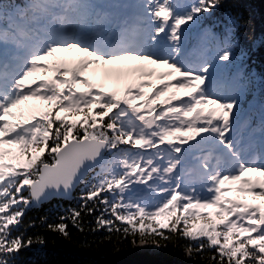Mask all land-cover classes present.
Here are the masks:
<instances>
[{"label": "snow or ice", "instance_id": "obj_1", "mask_svg": "<svg viewBox=\"0 0 264 264\" xmlns=\"http://www.w3.org/2000/svg\"><path fill=\"white\" fill-rule=\"evenodd\" d=\"M260 44L224 0H0V264L97 212L108 243L264 264Z\"/></svg>", "mask_w": 264, "mask_h": 264}, {"label": "trees", "instance_id": "obj_2", "mask_svg": "<svg viewBox=\"0 0 264 264\" xmlns=\"http://www.w3.org/2000/svg\"><path fill=\"white\" fill-rule=\"evenodd\" d=\"M224 6L226 8L230 7L232 11L240 13L246 19L250 18L258 38L264 35V0H224ZM222 10L218 9L212 15L206 16L203 24L214 25ZM216 30L219 31L218 28ZM249 30L241 28L238 33L241 43L245 46L248 42L244 33ZM249 63L257 73H264V44H260L254 50ZM78 194L79 189L76 190L74 196ZM56 203L66 206L77 202L75 200H53L39 208H30L26 212L25 218L39 217ZM96 215H99V213L97 212ZM96 215L84 216L85 230L83 232L72 227L69 221V238H64L58 233L46 231L43 228L29 230L30 233L39 232L42 234L46 239V243L43 245L34 243L30 247L22 249L19 255L20 264H107L106 258L116 252L128 254L146 252L157 256L164 264H205L199 255L187 258L184 247L188 243L186 240H181L179 246L168 243L166 247H134L131 238L124 240L122 243H117L116 237L113 236L112 243H108L109 234L105 229L92 230L98 227L95 224ZM161 220L167 222L163 217ZM160 244H165V241L161 239ZM205 255H211V253Z\"/></svg>", "mask_w": 264, "mask_h": 264}, {"label": "water", "instance_id": "obj_3", "mask_svg": "<svg viewBox=\"0 0 264 264\" xmlns=\"http://www.w3.org/2000/svg\"><path fill=\"white\" fill-rule=\"evenodd\" d=\"M106 261L107 264H164L157 256L146 252L135 254L116 252L109 255Z\"/></svg>", "mask_w": 264, "mask_h": 264}, {"label": "rangeland", "instance_id": "obj_4", "mask_svg": "<svg viewBox=\"0 0 264 264\" xmlns=\"http://www.w3.org/2000/svg\"><path fill=\"white\" fill-rule=\"evenodd\" d=\"M160 71L166 70L163 68L159 69ZM155 80V82L160 83V81L154 77L153 78ZM165 79H171V77H166ZM181 96H183V92H181ZM254 180L256 179V175L255 174H249ZM239 186V182H237L236 184H231V185H226L225 187H231L233 189V191L228 192L226 195L228 197H232V198H246L248 200V202L250 203H259V200H254L251 196H245V194L239 193L237 192L235 189ZM208 211L210 212H215L216 209H208Z\"/></svg>", "mask_w": 264, "mask_h": 264}]
</instances>
